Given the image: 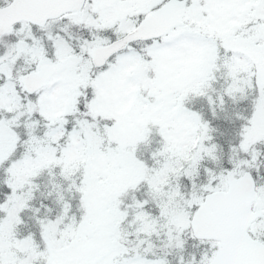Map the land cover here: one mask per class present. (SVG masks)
Segmentation results:
<instances>
[{"label": "snow or ice", "instance_id": "1", "mask_svg": "<svg viewBox=\"0 0 264 264\" xmlns=\"http://www.w3.org/2000/svg\"><path fill=\"white\" fill-rule=\"evenodd\" d=\"M0 264H264V0H0Z\"/></svg>", "mask_w": 264, "mask_h": 264}]
</instances>
